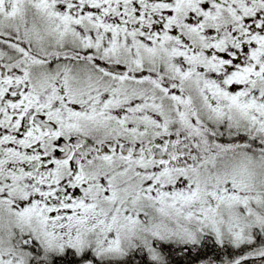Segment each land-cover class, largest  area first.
Instances as JSON below:
<instances>
[{"label": "snow or ice", "instance_id": "1", "mask_svg": "<svg viewBox=\"0 0 264 264\" xmlns=\"http://www.w3.org/2000/svg\"><path fill=\"white\" fill-rule=\"evenodd\" d=\"M0 264H264V0H0Z\"/></svg>", "mask_w": 264, "mask_h": 264}]
</instances>
